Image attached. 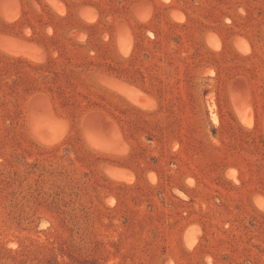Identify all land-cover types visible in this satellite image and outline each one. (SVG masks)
Wrapping results in <instances>:
<instances>
[{
	"label": "rangeland",
	"instance_id": "obj_1",
	"mask_svg": "<svg viewBox=\"0 0 264 264\" xmlns=\"http://www.w3.org/2000/svg\"><path fill=\"white\" fill-rule=\"evenodd\" d=\"M161 1L0 21V264H264V0Z\"/></svg>",
	"mask_w": 264,
	"mask_h": 264
},
{
	"label": "crops",
	"instance_id": "obj_2",
	"mask_svg": "<svg viewBox=\"0 0 264 264\" xmlns=\"http://www.w3.org/2000/svg\"><path fill=\"white\" fill-rule=\"evenodd\" d=\"M1 1L2 0H0V5H1ZM3 1H4V3L7 4L8 7H10V9L12 7L15 8V10H13V13H16V14L13 17L7 19L4 17L2 9L0 8V21L3 20V21L8 22L9 20L14 21L16 18H19V17L25 18V17H23V12L26 13L27 17L31 18V16H33L34 13H32L31 8H29L30 4H36V5L40 6V8H39L40 10H42L43 7L46 8V6H51L53 8V10H55V14L57 12V15L64 16L65 19L68 16V19L69 20L72 19L71 21H74V23L76 25H78L77 22L79 21V15H78L79 9L78 8L81 7L82 5H85L86 1L88 3V0H3ZM149 1H151V3L154 4V2L155 3L160 2L161 0H149ZM59 7H62V8H59ZM25 11H27V12H25ZM80 13H81V11H80ZM42 16L43 15H40V17H42ZM114 17L115 16H112V18H113L112 22L106 28L107 32H109L110 38L113 37L112 31H114V34H115V30H116V26L113 25V27H112V24H114V22H115ZM81 19H83V18H81ZM90 19H93V18H90ZM83 21L86 23V20H83ZM119 21H121V20L118 19V23H120ZM132 21L136 23V22H138V19H131V22ZM63 22H64V20H63ZM69 27H70L69 24L68 25L63 24V26L56 28V31H59V32H57L58 33L57 35L59 37L66 38V37H64V32L67 33V31L69 30ZM55 34H56V32H55Z\"/></svg>",
	"mask_w": 264,
	"mask_h": 264
}]
</instances>
